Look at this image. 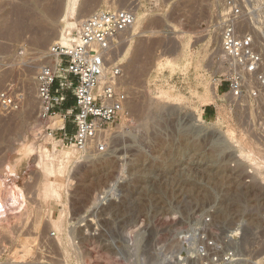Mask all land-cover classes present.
Wrapping results in <instances>:
<instances>
[{"label":"rangeland","instance_id":"374dc122","mask_svg":"<svg viewBox=\"0 0 264 264\" xmlns=\"http://www.w3.org/2000/svg\"><path fill=\"white\" fill-rule=\"evenodd\" d=\"M69 1L0 0V19L16 24L14 35L0 34V91L25 97L16 112L0 111V264H196L177 236L206 217L213 232L239 229L231 240L236 259L264 262V108L231 101L224 89L211 97L215 0H78L80 21L100 9L136 16L113 49L129 121L112 128L109 152L78 154L67 165L59 200L40 196L39 156L70 146L48 128L59 114L39 119L34 79L68 29ZM238 1L264 36V0ZM197 115L205 123L193 122ZM13 185L24 198L18 209L5 196Z\"/></svg>","mask_w":264,"mask_h":264},{"label":"built area","instance_id":"2783aa9c","mask_svg":"<svg viewBox=\"0 0 264 264\" xmlns=\"http://www.w3.org/2000/svg\"><path fill=\"white\" fill-rule=\"evenodd\" d=\"M215 1L221 7L216 23L219 43L214 59L218 81L215 91L224 89L231 101L264 108V36L260 31L257 40L246 32L250 13L244 14L238 0ZM134 23L135 15L128 9L94 11L80 22L66 43L57 42L48 48L49 62L39 67L35 75L39 119L48 121L59 114L63 121H70V134L64 127L55 130L62 132V145H69L82 155L109 152L112 128L123 120L129 121V97L121 85L122 71L116 62H109L108 53L114 49L117 36ZM67 92L74 105L61 111ZM24 101L23 93L10 87L0 91L3 113L16 112ZM260 125L264 132V123ZM200 223L201 226L177 236L190 260L196 264H238L231 247L233 233L213 232L209 217ZM237 232L239 229L234 231V238Z\"/></svg>","mask_w":264,"mask_h":264},{"label":"bare ground","instance_id":"6f19581e","mask_svg":"<svg viewBox=\"0 0 264 264\" xmlns=\"http://www.w3.org/2000/svg\"><path fill=\"white\" fill-rule=\"evenodd\" d=\"M69 1V0H68ZM77 2H78V0H70L69 1V5H68V7H67V5H66V7L67 8H65V13H64V19L67 21V24H68V29H66L64 32H63V34H61L60 36H59V42H61V43H66V41L69 39V38H71L72 37V35H71V31L73 30V29H77V27L79 26V24H80V20H79V16L77 15V13H76V6H77ZM13 5V4H12ZM14 7V6H13ZM21 7V6H20ZM10 9H12V8H10ZM13 13V12H12ZM19 13V12H18ZM9 14V13H8ZM14 15H15V13H14ZM19 15V14H18ZM3 16V15H2ZM20 16V15H19ZM136 17V16H135ZM7 18V16L5 17V19ZM4 19V18H3ZM16 19V18H15ZM0 20H2V19H0ZM9 20V19H8ZM4 20H2V22H0V34H2V35H14V31L16 30V27H15V25L16 24H11V25H9L8 24V21L7 20H5L6 22H3ZM20 21V20H19ZM18 21V22H19ZM135 22H138V21H135ZM15 23V22H14ZM17 23V22H16ZM20 24V23H19ZM137 23H135V25H136ZM65 25V24H64ZM168 26V25H167ZM169 27V26H168ZM19 27H17V29H18ZM62 30V29H61ZM19 31V30H18ZM127 31H128V29L126 30V31H124L123 33H121L119 36H117V38L116 39H119L120 38V36L122 35V34H126L127 33ZM130 31V30H129ZM166 31V30H165ZM169 32V31H168ZM246 32H248L249 34H251L255 39H257V40H260V35H259V32H260V28L258 27V26H256V24L255 23H250V24H247V26H246ZM16 33V32H15ZM130 34V33H129ZM170 34H171V32H170ZM177 34V33H176ZM128 35V34H127ZM169 35V34H168ZM9 36V37H10ZM131 37V36H130ZM128 38V37H127ZM171 38V37H170ZM43 42H44V40H42ZM45 44V43H44ZM143 45V44H142ZM144 46V45H143ZM138 47H140L141 48V46H138ZM138 47H137V49H138ZM143 48V47H142ZM113 51L114 50H111L109 53H108V60H109V62L110 63H114V60L115 59H117L116 57H115V54L113 53ZM135 51H137V50H135ZM147 52V51H146ZM137 53V52H136ZM136 53H135V55H136ZM147 54V53H146ZM142 55V54H141ZM148 55V54H147ZM137 56V55H136ZM168 64V63H167ZM166 64V65H167ZM170 65H171V63H169ZM214 89H215V87H214ZM204 90H205V88H204ZM203 90V91H204ZM205 92H206V90H205ZM209 92V91H208ZM207 93V92H206ZM213 94V96H211V97H213L214 99H218V98H220L219 97V95L214 91V93H212ZM206 95V94H205ZM208 95V94H207ZM202 97H204V95L202 94L201 95ZM224 96H226V95H224ZM160 98V97H159ZM162 98H164V97H162ZM161 98V99H162ZM206 98V97H205ZM210 98V97H209ZM209 98H208V100H209ZM212 98V99H213ZM175 99V98H174ZM202 99V98H201ZM171 100V99H170ZM203 100H205V99H203ZM207 100V101H208ZM230 100H232V99H230ZM162 101V100H161ZM206 101V102H207ZM212 101V100H211ZM164 102V101H163ZM166 102V101H165ZM172 103V102H171ZM165 104V103H164ZM195 117V116H194ZM193 122H195V123H205V121L201 118V116L200 115H197V117L195 118V120H193ZM62 124H63V120L62 119H60V117H54V118H51L50 119V122H49V125H48V128H50V129H54V128H58V127H60V126H62ZM195 126V125H194ZM199 128V127H198ZM199 130V129H198ZM44 150V149H43ZM239 150H242V149H239ZM47 151V150H46ZM242 151H244V150H242ZM241 151V152H242ZM48 152V151H47ZM56 152V154L54 155V156H52V155H47V153L45 152L44 154H42L41 155V153H40V155L41 156H39L40 157V159H39V164L41 165V173H42V175H43V177H42V182H41V188H40V196H42L44 199H45V201L46 200H49V199H57V200H59L60 198H61V194H62V187H63V185H64V183H63V175L65 174V172H66V168H67V165L68 164H70L71 162H75L77 159H79L78 158V154L80 155V153H78V151L77 150H75L73 147H66L65 149H60V150H57V151H55ZM240 152V151H239ZM49 153V152H48ZM51 154V153H50ZM241 156H245V155H241ZM53 157H54V159H53ZM246 157V156H245ZM248 157V156H247ZM251 159V156L250 157H248L247 159L248 160H250ZM252 158H254V157H252ZM246 159V158H245ZM258 159V158H257ZM254 160V159H253ZM249 164H251V168L253 167H255V169L256 168H258V162H252V163H249ZM258 165V166H257ZM259 168H260V166H259ZM257 172H258V170H257ZM256 172V173H257ZM259 174V173H258ZM262 184V183H261ZM4 183L2 184V183H0V192H1V189L2 188H4ZM114 185V184H113ZM8 187V186H7ZM11 188H9V190H7V191H5V196H6V198H7V200L9 201V200H11V204L14 206V207H16V209H18V208H20L22 205H23V202H24V198H23V194H22V190H20V188L19 187H17V186H10ZM114 189V186H111L110 187V189L108 190V192L107 193H105L106 194V196L105 195H103V196H105V197H107L108 195H109V193H111V191ZM262 189V188H261ZM259 190V189H258ZM115 191V190H114ZM260 191V190H259ZM262 193V192H261ZM1 196H2V194H1ZM109 196H111V195H109ZM105 197H102V200L103 199H105ZM5 198V197H4ZM41 198V197H40ZM98 199V198H97ZM101 199V198H100ZM100 199H98V201L100 200ZM6 200V201H7ZM5 201V200H4ZM97 201V200H96ZM97 201V202H98ZM95 202V201H94ZM0 203H1V197H0ZM99 203V202H98ZM10 204V205H11ZM46 204V203H45ZM100 204V203H99ZM9 207V206H8ZM3 207L1 206V204H0V210L2 209ZM13 209V208H12ZM11 210V209H10ZM24 212V211H23ZM18 213V212H17ZM4 214H5V212H4ZM7 214V213H6ZM16 214V213H15ZM26 214V213H25ZM18 216V215H17ZM23 216V215H22ZM7 217H8V215H7ZM58 221V220H57ZM57 221H52L53 223H52V226H53V228L56 230V232L59 230V226L60 225H58V222ZM60 224V223H59ZM241 225H244L243 223L241 224ZM243 227V226H242ZM244 227H245V225H244ZM241 230V229H240ZM248 230H249V228H248ZM59 232H60V230H59ZM233 232V231H232ZM234 235H235V233L233 232V238L231 239V240H233V242H234V240L236 239V238H234ZM247 242V238L246 237H244L242 240H241V242L239 243V246H242V245H244V243H246ZM235 244V243H234ZM238 245L236 246V247H239ZM70 250H71V248H70ZM74 250V249H73ZM75 251V250H74ZM260 256V255H259ZM252 259V258H251ZM245 261L246 262H248V264H252V262L249 260H239L238 262H239V264H245Z\"/></svg>","mask_w":264,"mask_h":264},{"label":"crops","instance_id":"0c3cea01","mask_svg":"<svg viewBox=\"0 0 264 264\" xmlns=\"http://www.w3.org/2000/svg\"><path fill=\"white\" fill-rule=\"evenodd\" d=\"M69 101H71L72 105L69 106V107H66V103H68ZM73 105H74L73 97L71 96V93H70V92H67V100H66V102L60 107V110L63 111V110H65V109H67V108L72 107ZM205 111H206V109L203 110V114L205 113ZM63 127H64L65 131H66V130L71 131V123H70V121H63L62 126H61V127H58L57 129H61V128H63ZM61 135H62V134H61Z\"/></svg>","mask_w":264,"mask_h":264},{"label":"trees","instance_id":"16d2710c","mask_svg":"<svg viewBox=\"0 0 264 264\" xmlns=\"http://www.w3.org/2000/svg\"><path fill=\"white\" fill-rule=\"evenodd\" d=\"M71 105H72L71 101H69L68 103H66V107H69V106H71ZM209 112L213 115V111H212V110H206L205 113H204V115L207 116V114H208Z\"/></svg>","mask_w":264,"mask_h":264}]
</instances>
